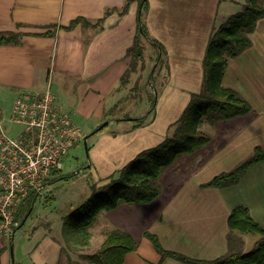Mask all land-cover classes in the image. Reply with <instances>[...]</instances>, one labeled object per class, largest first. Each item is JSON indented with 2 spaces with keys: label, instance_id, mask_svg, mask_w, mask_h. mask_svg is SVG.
Segmentation results:
<instances>
[{
  "label": "crops",
  "instance_id": "obj_1",
  "mask_svg": "<svg viewBox=\"0 0 264 264\" xmlns=\"http://www.w3.org/2000/svg\"><path fill=\"white\" fill-rule=\"evenodd\" d=\"M143 1L132 0L120 14L126 0H0V34L13 33L19 40L0 45L1 93L14 102L20 94L49 84L58 102L55 104L69 114L75 125L74 121L93 120L85 131L91 134L106 122V112L122 100L125 90L130 96L132 81L121 88L119 81L128 69L126 53L133 44ZM146 2L148 9L141 11L142 21L149 37L165 51L169 82L151 114L146 95L149 107H143L142 116L151 122L134 129L132 122L118 121L112 126L114 130L107 128L99 134L90 148L103 160L99 170L91 162V170L103 179L97 187L116 177V172L139 152L168 136L190 95L201 90L202 61L210 36L245 5L244 0ZM77 18L91 23L102 19V23L64 29ZM249 38L250 48L228 61L222 84L243 97L251 111L229 121L208 124L209 131L205 133L210 142L191 155L180 157L166 170L176 165L174 174L165 177V172L160 178L162 191L154 201L105 212L112 229L127 232L137 243V249L125 256L123 264H183L170 257L161 261L145 232L156 235L167 251L207 261L242 252L258 239L252 233L231 231L227 219L234 207L242 206L264 228V162L249 167L234 186L201 187L215 175L235 167L254 147H264V18L257 22ZM142 43L145 57L149 43L144 39ZM186 88L188 92L183 93ZM109 95L112 101L106 104L103 101ZM173 98L176 105L171 117L159 121V107ZM187 159L193 161V166L188 167ZM209 167L214 168L211 173ZM203 174L206 176L199 179ZM36 229L22 251V260L29 264L59 263L58 241L44 228ZM12 242L13 237L0 235V264H14Z\"/></svg>",
  "mask_w": 264,
  "mask_h": 264
},
{
  "label": "trees",
  "instance_id": "obj_2",
  "mask_svg": "<svg viewBox=\"0 0 264 264\" xmlns=\"http://www.w3.org/2000/svg\"><path fill=\"white\" fill-rule=\"evenodd\" d=\"M131 1L126 0L120 14L127 10ZM147 9L148 4L144 0L140 3V13L136 18L133 44L126 53L129 64L128 69L120 78V88L129 84L133 74L144 69L143 39L157 52L156 60L159 63H162L165 57L163 47L149 37L142 21V13ZM108 14L109 11H106L105 15ZM263 18V0H245L243 9L231 15L213 32L202 61L201 90L199 93L190 95V100L177 120L172 133L158 145L139 152L118 171L116 177L110 178L105 185L92 186L89 198L63 217L61 235L66 246L72 249L88 247L91 241L90 229L100 212H110L124 205L149 204L154 201L162 191L160 178L164 172L180 157L191 155L210 142V136L200 129L203 124L212 125L220 121H229L247 115L251 111L250 104L235 90L225 87L222 80L228 61L250 48L249 35L254 31L257 22ZM101 23L102 19L91 23L84 18H77L64 29L71 30L78 24L83 27H96ZM17 42L19 40L16 34H0V45ZM138 89L139 87L135 84L130 89V96L120 100L119 103H128L131 99L133 100ZM147 98L150 102L148 113L151 114L155 109L156 100L153 93L148 94ZM117 107L115 104L106 112L107 118H111L117 111L120 115L125 114L124 108L118 110ZM151 120H147V116L137 118L127 116L125 118V121L133 123L134 129L146 125ZM104 128L96 131L95 134H102ZM112 135L115 136L116 132H112ZM262 162H264V147L258 145L235 167L215 175L208 182L201 184V187L221 189L234 186L249 167ZM51 201L52 199L48 200V202ZM34 203V196L30 195L21 204L18 216L23 217L22 220L31 214ZM227 223L231 231L259 236L249 251L232 252L209 261L197 260L165 250L154 234L145 232L144 236L160 255L161 261L170 257L183 264H264V228L251 218L247 208L234 207ZM230 239L229 234L228 240ZM136 249L137 243L131 235L123 230L113 229L106 233L102 244L94 253L81 254L80 259L89 264H123L125 256ZM60 251L63 252V249L61 248ZM68 264H71L70 259H68Z\"/></svg>",
  "mask_w": 264,
  "mask_h": 264
},
{
  "label": "rangeland",
  "instance_id": "obj_3",
  "mask_svg": "<svg viewBox=\"0 0 264 264\" xmlns=\"http://www.w3.org/2000/svg\"><path fill=\"white\" fill-rule=\"evenodd\" d=\"M145 53L144 69L140 72H137L136 74H133L130 79V82L132 81V83L129 86L132 87V85L134 86L135 84H137V86L139 87L134 99L129 101L128 103L118 102L116 104L118 106V110L120 108L125 109V114L120 115L117 113V111L111 118H107V127L105 126L106 129L104 128L105 131L107 130V128L109 130H114L112 129V126H116L114 125V123L125 120L127 116L141 117L144 114V112L142 113V110L144 109L143 107H149V104L146 100V95L153 93L157 103L161 97L162 92L167 87L170 72L168 73V69L166 68L164 59H162V63H159V61L156 60L157 52L149 44ZM186 89L187 90H181L183 93H187L188 88ZM121 90H123V88ZM127 91L128 90H125L122 93V100H124L126 96H129V91ZM110 101H112L110 95L105 96L103 102L109 104ZM142 102H144V104L141 106ZM169 102L170 103L166 102V104H163L159 107V121L161 122H164L167 118L171 117V111L172 109H175L174 106L176 105V102L174 101V98ZM55 103H58L57 100ZM12 107L13 98L9 96H3L0 91V109L2 111V117L4 118L2 128L8 135L16 136L17 133L21 130V127L7 122ZM92 121L93 120L91 118L79 122L74 121L76 123V126L81 130L82 138L63 157L61 161L62 166L60 172L52 180L50 191L43 198H40L34 203L31 214L26 218L23 226L19 228L13 236L12 258L14 264H29L28 261L22 260V251L26 247L27 241H29V237H31L30 235H32V230H37L36 228L38 227L41 229L44 228L43 231H45V233L48 232V235H50V237H52L54 240L58 241L60 247L63 249V252H60L61 257L59 263L57 264H68V259L71 260V264H89L87 261L80 259V255L94 253L102 244L106 233L112 229L109 225L108 219L106 218V213L100 212L95 223L90 229L91 241L88 247L83 249H72L66 246L67 244L61 235V225L63 217L89 198L92 193V186L97 187L99 186L100 182L103 181V179L98 177L99 175L97 176V172L95 173L91 170V162L93 164V167H96L99 170V163L101 164L103 161L100 159L101 154H96L95 152H91L90 150V148L93 147L92 145L95 143L97 138L100 137V135H96L95 133L92 135L89 134V137L87 138L88 140L85 139V137L87 136V134L85 133L86 127L92 125ZM104 122H102L100 125H102ZM109 122L112 123L110 126L108 125ZM176 122L170 126L167 135H170L172 133L175 128ZM11 128L12 131H10ZM200 129L208 133V124H203ZM187 160L188 167H191V165L193 166V161H191V159ZM175 169L176 165L169 169V171H165V177L169 176L170 174H174L176 171ZM213 170L214 168L209 167L210 173ZM178 172L180 173L181 169H179ZM117 173L118 172H116V174ZM205 176L206 175L203 174L199 177V179H202ZM50 199H52V201L48 202V200L50 201ZM22 218L23 217H20V219ZM254 236H256V238L259 237L257 234H254ZM251 248L252 244L240 251L246 252ZM15 250L17 251V254H15Z\"/></svg>",
  "mask_w": 264,
  "mask_h": 264
},
{
  "label": "built area",
  "instance_id": "obj_4",
  "mask_svg": "<svg viewBox=\"0 0 264 264\" xmlns=\"http://www.w3.org/2000/svg\"><path fill=\"white\" fill-rule=\"evenodd\" d=\"M3 120L0 109V235L11 238L22 220L21 204L30 195L36 202L50 191L63 157L82 135L55 104L49 84L14 100L7 122L21 127L16 136L5 132Z\"/></svg>",
  "mask_w": 264,
  "mask_h": 264
},
{
  "label": "water",
  "instance_id": "obj_5",
  "mask_svg": "<svg viewBox=\"0 0 264 264\" xmlns=\"http://www.w3.org/2000/svg\"><path fill=\"white\" fill-rule=\"evenodd\" d=\"M105 126H107V122H104L102 125H100V126H98L90 135H92V134H94L96 131H98V130H100V129H102V128H104ZM89 137V135H87L86 137H85V139H87ZM26 218L27 217H25L23 220H22V222L20 223V226H19V228H21L22 226H23V224H24V221L26 220ZM11 256H12V254H11ZM12 258V257H11Z\"/></svg>",
  "mask_w": 264,
  "mask_h": 264
}]
</instances>
